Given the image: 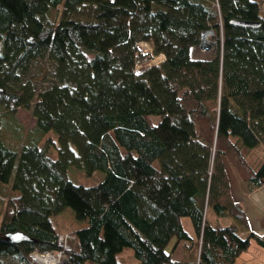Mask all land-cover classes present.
I'll list each match as a JSON object with an SVG mask.
<instances>
[{"label":"trees","instance_id":"obj_1","mask_svg":"<svg viewBox=\"0 0 264 264\" xmlns=\"http://www.w3.org/2000/svg\"><path fill=\"white\" fill-rule=\"evenodd\" d=\"M207 29L213 54L192 55ZM46 55L38 89L28 70ZM0 87V135L18 108L35 117L16 125L20 151L0 136V264L62 250L61 232L71 248L60 264H128L125 248L143 264H235L252 239L264 247L227 201L228 163L251 189L264 183V161L246 158L264 145V0H0ZM70 165L104 176L77 184ZM210 208L235 221L213 225ZM67 209L78 223L63 231L53 216ZM17 231L30 239L10 241Z\"/></svg>","mask_w":264,"mask_h":264},{"label":"rangeland","instance_id":"obj_2","mask_svg":"<svg viewBox=\"0 0 264 264\" xmlns=\"http://www.w3.org/2000/svg\"><path fill=\"white\" fill-rule=\"evenodd\" d=\"M142 48H149L147 44L143 42L141 45ZM208 52V51H207ZM214 50L206 53L199 49V47L193 48L192 55L194 56H211L213 54ZM163 56L159 55L153 58L152 60H149L146 62L147 66H151L154 64H157L163 60ZM53 70V64L52 61H50L47 58V55L44 58H37L34 59V61L31 62L30 69L28 70L29 74H35L33 75L35 79L37 80V88L40 89L41 87H44L50 83L51 75L50 73ZM35 124V117L32 113V108L25 109L23 107L18 108L16 114L14 116H9L6 119V129L8 132V135L6 137V133L1 134L0 136H3L7 138L6 142L9 143V146H11L14 149H17L20 151L23 141L25 140V135L21 136V132L16 127V125L23 127L25 131L31 129ZM2 127L3 124H1ZM1 127V126H0ZM4 131V130H2ZM55 131L52 130L46 134L47 135H54ZM21 137V142L18 145L16 142ZM55 141L57 142V146L53 143L49 142V145L47 146V152L52 157H57L59 155L58 152V146L59 141L57 140V137L55 135ZM47 141L45 139V136L40 140L39 145L44 146L46 145ZM252 160V158H251ZM253 163H256V160L253 159ZM258 167V166H255ZM67 174L70 180H72L74 183L77 184H84V185H91L93 183H96L98 180L102 179L104 174L100 171H96L93 174H87L86 171L80 167H77L75 165H70L67 167ZM215 212L214 208L209 209V217L212 213ZM53 220L56 226L61 227L63 231H69L71 227L76 225L78 222L75 221V215L74 212L71 209H67L66 211L62 212L59 215L53 216ZM183 225L187 229L188 223L192 224V221L189 217H185L182 220ZM72 225V226H71ZM192 226V225H191ZM189 230V229H188ZM190 231V230H189ZM191 234L194 233V227L192 228ZM253 245H250L249 248L241 254V256L237 259V264H258L260 261H264V253L257 252L254 249V246H257L258 248L260 245L256 241H252ZM258 244V245H257ZM180 251V256H182V251ZM175 257L179 258V255H175ZM10 261V258H8ZM12 264H16L15 259H11ZM117 260L122 263H128V264H143L133 253V250L131 248H125L122 252L117 254ZM88 264H93L89 262ZM95 264V263H94ZM236 264V263H235Z\"/></svg>","mask_w":264,"mask_h":264},{"label":"crops","instance_id":"obj_3","mask_svg":"<svg viewBox=\"0 0 264 264\" xmlns=\"http://www.w3.org/2000/svg\"><path fill=\"white\" fill-rule=\"evenodd\" d=\"M246 158L248 162L253 166V168L257 169L264 161V145L259 144L256 147L251 148L247 152ZM253 159L256 160V163H253L254 162ZM227 169H228L229 183H230L229 195H228L229 198L227 199V201L233 202L234 204H238L242 209L243 217L242 219H240V221H237L239 228L241 230V234L246 235L250 232H255L257 234L263 235L264 234V183L258 187L251 189L248 181L240 176V174L232 164L228 163ZM208 220L213 225L225 226L233 223L235 221V218L232 215H218L216 212H214L210 215V217L208 213ZM187 226L188 227L186 230L190 233L192 231L193 224L188 223ZM194 233L193 234L190 233V234L194 236L195 235ZM253 240L254 239H252V241ZM252 241H251V245H253ZM260 247L262 246L260 245ZM254 249L257 252L264 253V247L258 248L257 246H254ZM179 250L182 251V256H180ZM241 254L238 256V258L241 256ZM175 255H179V258L178 257L176 258ZM184 256H185L184 242L181 241L178 243L173 253V258L175 260H182ZM236 264H237V260H236ZM258 264H264V261H260Z\"/></svg>","mask_w":264,"mask_h":264},{"label":"built area","instance_id":"obj_4","mask_svg":"<svg viewBox=\"0 0 264 264\" xmlns=\"http://www.w3.org/2000/svg\"><path fill=\"white\" fill-rule=\"evenodd\" d=\"M212 35H213V30L211 29H207L203 31L201 35V41L199 43V47L203 52H207L211 49L212 47L211 36ZM142 44L143 43H140V46ZM139 61L140 60H138L136 64V68H135L137 72L141 71L143 68L147 66L146 64H142ZM69 237H70L69 233H64V234L59 235V241L64 244L65 249L70 248V244L68 242ZM62 254H63L62 251H44V252L36 251V252L31 253V257H32L34 264H48L47 261L49 260V258L53 259V263L51 264H60Z\"/></svg>","mask_w":264,"mask_h":264},{"label":"water","instance_id":"obj_5","mask_svg":"<svg viewBox=\"0 0 264 264\" xmlns=\"http://www.w3.org/2000/svg\"><path fill=\"white\" fill-rule=\"evenodd\" d=\"M234 22L241 24V25H258V23L249 22V21H234ZM1 90H2V88L0 87V91ZM7 238L12 242H19L22 240L30 239V237L27 234H25L24 232H21V231L9 232V233H7Z\"/></svg>","mask_w":264,"mask_h":264},{"label":"bare ground","instance_id":"obj_6","mask_svg":"<svg viewBox=\"0 0 264 264\" xmlns=\"http://www.w3.org/2000/svg\"><path fill=\"white\" fill-rule=\"evenodd\" d=\"M64 233H68V232H61L60 234H64ZM63 244V243H62ZM251 245V244H250ZM70 248H71V246H70ZM69 248V249H70ZM65 250H68V249H65V247H64V244H63V249L61 250V249H59V250H49V251H62L63 252V254H62V256H61V259L63 258V256H64V251ZM33 252H36V251H32L31 253H33ZM31 253H30V257H31ZM32 258V257H31ZM55 262V261H54ZM47 263L48 264H51V263H53V259L52 258H49V260L47 261Z\"/></svg>","mask_w":264,"mask_h":264},{"label":"clouds","instance_id":"obj_7","mask_svg":"<svg viewBox=\"0 0 264 264\" xmlns=\"http://www.w3.org/2000/svg\"><path fill=\"white\" fill-rule=\"evenodd\" d=\"M163 56V55H162Z\"/></svg>","mask_w":264,"mask_h":264}]
</instances>
